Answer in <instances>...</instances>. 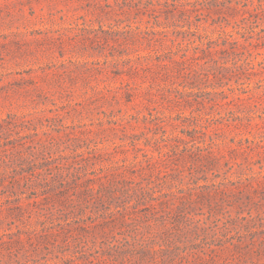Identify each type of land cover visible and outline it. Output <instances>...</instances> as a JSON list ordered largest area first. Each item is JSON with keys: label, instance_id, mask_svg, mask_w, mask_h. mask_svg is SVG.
I'll return each mask as SVG.
<instances>
[{"label": "rangeland", "instance_id": "1", "mask_svg": "<svg viewBox=\"0 0 264 264\" xmlns=\"http://www.w3.org/2000/svg\"><path fill=\"white\" fill-rule=\"evenodd\" d=\"M135 1L0 0V264H59L67 257L73 260L67 264H98L95 256L103 252L111 258L107 264H264V73L257 71L249 78L243 74L244 85L232 80L239 88L227 89L228 98L212 93L216 102L200 105L199 110L197 105L160 102V95H173V87H181V78L175 77L174 83L159 72L156 79L146 72L132 76L124 59L154 51L146 40L132 42L125 37V31L148 25L149 17L137 14ZM189 1L195 0H177V4ZM153 2L163 6L165 0ZM211 20H203L201 29L215 37L223 29H240L233 26L235 18L224 28ZM252 34L247 33V42L264 43L259 37L264 35V21ZM170 46V40L156 45L160 53ZM255 50L262 59L264 46ZM127 81L137 92L131 101L120 93L122 89L114 95L115 87ZM248 84L251 89L242 93L240 86ZM148 87L158 101L149 100ZM239 94L245 98L240 100ZM150 112L167 117L223 116L224 120L240 115L244 123L254 116L253 122H261L262 127L223 126L215 134V150L226 155L219 166L208 168L190 158L171 160L166 164L170 174L164 177L160 164L148 166L141 151L130 144L121 146L132 133L140 137L141 146L155 136L148 128L150 122L143 119ZM112 115L125 122V130L114 129ZM199 122L204 123V118ZM193 126L168 125L167 134L186 136L182 127ZM18 151L35 155L11 160V152ZM101 155L108 159H100ZM226 159L242 164L226 174ZM137 160L143 162L132 164ZM41 162L74 163L77 173L49 177L48 184L36 188L25 185L23 170ZM128 168L137 170L134 178L144 183L168 177L164 191L185 195L184 201L174 198L176 204L186 207L188 216L203 219L207 233L181 234L169 220L137 218L130 223L138 208L130 203L120 207L122 212L115 205L105 209L94 200L84 210L69 205L72 198L79 203L84 188L76 181L109 174L95 186H115L118 178L110 172ZM171 212L182 217L176 205ZM237 215L252 218L248 227L238 220L224 232V221ZM139 256L146 258L135 262ZM90 259L95 260L90 263Z\"/></svg>", "mask_w": 264, "mask_h": 264}, {"label": "trees", "instance_id": "2", "mask_svg": "<svg viewBox=\"0 0 264 264\" xmlns=\"http://www.w3.org/2000/svg\"><path fill=\"white\" fill-rule=\"evenodd\" d=\"M135 3L137 14L149 17V20H147L148 25L144 28L137 26L133 30L125 31V37H129L132 42L146 40L154 51L138 54L134 59H124L125 63H130L129 70L132 76L146 72L150 74L152 79H156V72H159L162 73L163 76H161L165 80H172L174 83L176 82L173 80L175 77L181 78L179 82L181 87H173L175 89L173 95L171 93L160 95V102L167 101L176 105H197L199 110L200 105L216 102V99L211 96L212 93L220 94L222 98H228L227 89L234 91L235 88H239L233 86L232 80L244 85L245 82L240 81L243 74L249 78L250 74L257 71L258 73H264V57L258 59L257 55L260 52H255V49L259 45L264 46V43L254 44L252 41L247 42L249 41L247 33L251 34L250 37H252V33L255 31V27L259 25L260 20L264 21V0H195L194 2H183L182 5H178L177 0H165L163 6H157L153 0H136ZM199 4L203 6H199ZM220 4L223 5V8L212 7V5L219 7ZM213 12L217 16H214ZM161 17L166 20H162ZM174 18L178 20H174ZM209 18H212L211 24L215 25L219 22L222 28L230 25L232 23L231 20L235 18L237 21H235L233 26H239L240 29L235 31L223 29L215 37L201 29L202 21H208ZM259 37H264V35ZM166 40L171 42L170 49L165 53L158 52L156 45L159 42H166ZM152 85L149 87H152ZM243 85L240 86L241 91L242 93H247L251 88L249 84L247 86ZM149 87V93L151 94L149 100L155 99L158 101L157 94L153 93ZM208 87H212V90H208ZM120 89H122L120 93H123L128 101H131L137 95V92H135L128 81L122 82L120 86L115 87L114 95L116 97ZM237 98L243 100L245 97L239 94ZM231 102L232 100L225 101L227 104ZM150 114L151 116L145 115L143 119L145 122H150L148 128L154 132L155 136L146 138L143 141L144 146H141L140 137L132 133L130 141L124 142L121 146L130 144L134 150L141 151L145 157L144 161L149 162L148 166L160 164V174L166 173V175H163L164 177L170 174L166 164L172 162L171 160L177 162L190 158V160L201 162L208 168L219 166L221 164L220 158H226V155H218L217 150H215V145L218 144L215 134L223 126L234 125L239 127L245 124L247 126H256L259 129L262 127L261 122H253L254 116L247 118L248 122L244 123L243 117L240 115L224 120L223 116L212 117L211 115H195L194 113L188 117L181 114L169 115L168 117L160 116L153 112H150ZM203 118L205 122L200 123L199 119ZM119 120L114 115L111 116V122L116 124L114 129L125 130V122H120ZM186 124L195 125L192 129L182 127L181 131L186 136L179 133L167 134L168 125L178 128ZM198 125L200 126L198 127ZM158 133H161L159 137L156 136ZM207 135L208 140L206 138ZM245 140L251 141L250 138ZM182 143L183 146L180 149ZM29 146L33 147L32 145ZM148 151H151V153ZM42 152L44 151L42 150ZM33 155H35V152L24 153L18 151L11 152L9 158L14 161H23L31 159ZM99 157L103 160L108 159L102 155ZM136 157H138V153H136ZM142 162L143 160H137L132 162V164ZM241 164V162L232 164L230 160L226 159L225 166L227 170L225 173L232 171L235 165L241 166ZM259 167L262 168L263 164H260ZM73 168H77L74 163L52 165L51 163L41 162L35 168L23 170L21 175L25 180V185L36 188L48 184L49 177L76 175L77 170H73ZM249 169L252 168L250 167ZM110 174L117 176L113 178H118L117 185L107 187L101 183L98 187L95 186L97 180L108 179L111 176L109 174L76 181L77 185L84 186V188H81V193L78 195L79 203H76V199L72 198L69 205L74 206L75 203V205L78 204L81 207V210H84L85 204L88 205L89 202L94 200L100 202L105 209L110 210L112 205H115L116 210L120 211L121 206L124 207L123 205L130 203L133 207H138L133 211V215L130 216L132 219L130 223L134 224L137 218L144 220L153 219L161 223L169 220L170 223L172 222L176 225L181 234H186L189 231H195L200 234L201 230L207 233L209 227L203 219H196L193 215L188 216L189 212L185 211L186 207L183 208V206L180 207L179 204H176L174 198L184 201L185 195L176 196L173 190L164 191V187H168L166 186L168 177L164 180L160 178V182L151 179L144 183L143 180L134 178L137 170L133 168L110 172ZM262 174L264 176V173ZM219 175V173L215 174V176ZM140 205L143 207H140ZM175 205L176 208L180 209L182 217L177 218L171 212L175 209ZM122 216L124 217V213H122ZM217 220L219 221L220 218ZM238 220L245 221L244 227H248L252 218H249L248 215L230 216L224 221L223 231L226 233L230 231L229 225L236 223L235 221ZM64 251L62 250V252ZM132 255L136 257L135 254ZM145 258V256H139L137 258L138 261L135 260V262L139 263L141 259ZM95 259L98 264H107L111 258L108 253L103 252L101 255L95 256ZM95 259H90V263H93ZM62 260L65 264L73 261L70 257Z\"/></svg>", "mask_w": 264, "mask_h": 264}]
</instances>
